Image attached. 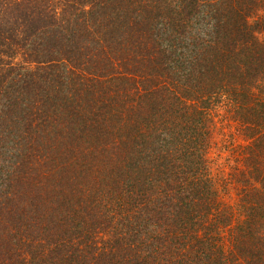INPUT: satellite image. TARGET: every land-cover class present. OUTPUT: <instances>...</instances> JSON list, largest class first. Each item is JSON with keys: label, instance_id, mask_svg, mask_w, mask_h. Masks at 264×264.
<instances>
[{"label": "trees", "instance_id": "obj_1", "mask_svg": "<svg viewBox=\"0 0 264 264\" xmlns=\"http://www.w3.org/2000/svg\"><path fill=\"white\" fill-rule=\"evenodd\" d=\"M0 264H264V0H0Z\"/></svg>", "mask_w": 264, "mask_h": 264}, {"label": "rangeland", "instance_id": "obj_2", "mask_svg": "<svg viewBox=\"0 0 264 264\" xmlns=\"http://www.w3.org/2000/svg\"><path fill=\"white\" fill-rule=\"evenodd\" d=\"M223 112L218 116L217 130L215 134L216 144L210 150V166L213 174L229 171V166L233 165L232 154L229 149L228 140L230 132L235 131L233 125L228 126L226 120L220 121Z\"/></svg>", "mask_w": 264, "mask_h": 264}]
</instances>
